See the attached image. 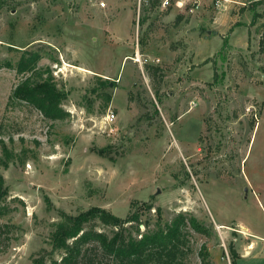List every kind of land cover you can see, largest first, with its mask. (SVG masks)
<instances>
[{
  "label": "rangeland",
  "instance_id": "1",
  "mask_svg": "<svg viewBox=\"0 0 264 264\" xmlns=\"http://www.w3.org/2000/svg\"><path fill=\"white\" fill-rule=\"evenodd\" d=\"M25 52L65 119L15 97ZM0 173V264L60 259L63 213L133 202L140 233L188 218L176 264H232L231 246L264 264V0H0ZM85 248L81 264H115Z\"/></svg>",
  "mask_w": 264,
  "mask_h": 264
},
{
  "label": "trees",
  "instance_id": "2",
  "mask_svg": "<svg viewBox=\"0 0 264 264\" xmlns=\"http://www.w3.org/2000/svg\"><path fill=\"white\" fill-rule=\"evenodd\" d=\"M160 1L151 0V4L157 6ZM142 21L144 19L140 22ZM39 59L40 54L37 52H25L20 58L17 64L18 72H30L31 75L17 86L14 91L15 97L37 107L49 119H65L69 112L63 108L62 104L68 94L58 87L52 75L43 78L42 73H37L36 75L40 78H34ZM107 97L109 101L111 96ZM4 162L7 165V162ZM7 195L5 178L0 173V218L7 211V206L3 204ZM135 207L136 203L133 202L132 210L124 218L99 206H93L76 215L63 213L62 219L55 224L51 232L52 249L54 252L63 253L61 258H55L52 253L49 258L43 255L34 259V264H46L48 259L53 264H81L87 258V250L91 249L85 247L91 243L99 246L115 264H176L183 253L181 247L183 229L187 226L188 218L180 213L172 222L162 225L158 221L154 228L140 233L139 226L144 222L141 211L134 210ZM144 207L147 210L152 208L148 203H144ZM157 211L159 212V209ZM96 221L113 227L112 233L97 229L94 225ZM90 223L92 226H89ZM132 228L137 230L140 237L133 234ZM230 250L233 255L232 264H235L239 254L234 246H231ZM86 263L95 264V261L88 258ZM204 263L210 264L205 259ZM98 264L102 263L98 262Z\"/></svg>",
  "mask_w": 264,
  "mask_h": 264
},
{
  "label": "built area",
  "instance_id": "3",
  "mask_svg": "<svg viewBox=\"0 0 264 264\" xmlns=\"http://www.w3.org/2000/svg\"><path fill=\"white\" fill-rule=\"evenodd\" d=\"M196 1V0H195ZM161 2H162V5L164 6V7H169V6H171L172 5V3H173V0H161ZM195 3H198V2H195ZM178 4H181V1H179L178 2ZM102 6H105V2H102ZM136 60L137 61H140L141 59L139 58V53H138V57L136 58ZM115 114L113 113V112H110V113H108L107 114V119H108V121H114V119H115ZM263 240H264V238H262Z\"/></svg>",
  "mask_w": 264,
  "mask_h": 264
},
{
  "label": "crops",
  "instance_id": "4",
  "mask_svg": "<svg viewBox=\"0 0 264 264\" xmlns=\"http://www.w3.org/2000/svg\"><path fill=\"white\" fill-rule=\"evenodd\" d=\"M256 125H257V124H256ZM254 236H256L258 239H260V238H263V237H264V236H260V235H254ZM253 246H254V247L256 246V242H253V245L249 247V250H250V249H251V247H253ZM249 250H248V251H249Z\"/></svg>",
  "mask_w": 264,
  "mask_h": 264
}]
</instances>
